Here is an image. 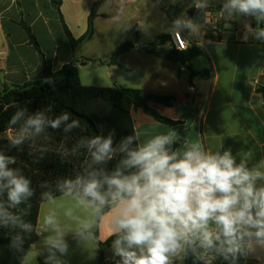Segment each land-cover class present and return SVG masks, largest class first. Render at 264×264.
Masks as SVG:
<instances>
[{
    "label": "crops",
    "instance_id": "obj_1",
    "mask_svg": "<svg viewBox=\"0 0 264 264\" xmlns=\"http://www.w3.org/2000/svg\"><path fill=\"white\" fill-rule=\"evenodd\" d=\"M97 2L62 0L60 11L74 39L78 40L87 33L88 19ZM196 2L105 0L99 5L92 38L75 50L50 0H0V93L4 87L21 86L39 80L43 71L42 56L55 71L78 61L81 82L89 86L83 82L81 70L89 63L97 62L82 64L83 60L105 61L118 46L127 41L141 44L138 39L151 29L149 26L154 20L163 23L166 18L173 26L177 19L188 20L196 29L201 30L199 40L193 43L205 51L206 57L201 58H205L208 68H212V76L200 79L208 80L204 81L205 90L202 92L194 81L192 86L189 84L186 66L151 56L155 58L152 61L153 71L144 74L142 86L136 89L144 93L175 96L173 107L155 103H151V106L179 124H162L141 109H133L135 130L154 135L166 132L169 127L175 128L179 133L177 141H183L181 145L199 140L207 150L222 152L231 149L237 162L244 159L249 166L256 165L264 160V94L258 92L260 87L264 88V41L254 38L255 20L241 15H229L223 9L225 0H200L205 4L200 11L195 10ZM209 17L215 18V25L209 26ZM100 23L105 24L104 29L98 27ZM24 25L35 35L42 55L31 43ZM103 30L106 39L115 35L116 31H123L131 37L135 35L136 39L120 41L115 45L100 43L98 52L109 53V56L105 60L88 58L83 50L95 38L101 37ZM176 31L181 32L185 40L192 33L189 29L175 27ZM173 33H170L171 37ZM142 54L150 56L133 48L119 58L118 65L98 64L114 70L116 83L120 87L133 89L135 86H131L121 72L125 70L128 75H133L137 66L132 60L144 59ZM187 65L191 66V63ZM122 82L130 87L121 86ZM147 138L141 135V141ZM117 210L114 207L101 217L98 229V240L101 243H106L111 237L110 219ZM50 213L55 214L69 247L66 254L56 252L55 258L47 260L52 253L45 241L52 233L43 220ZM95 214L93 207L81 203L73 193L43 203L38 220L39 240L29 249L24 264H27L31 252L49 264H100L99 246L93 234ZM84 223L90 227L84 229ZM242 246L244 254L236 264H264V246L247 238ZM119 259L113 256L110 246L104 249L102 264H116ZM173 264H185V254L174 257ZM212 264H229V261L217 257Z\"/></svg>",
    "mask_w": 264,
    "mask_h": 264
},
{
    "label": "clouds",
    "instance_id": "obj_2",
    "mask_svg": "<svg viewBox=\"0 0 264 264\" xmlns=\"http://www.w3.org/2000/svg\"><path fill=\"white\" fill-rule=\"evenodd\" d=\"M195 7L205 4L197 0ZM223 9L229 15L253 18L254 38L264 41V0H225ZM174 26L197 31L188 20L177 19ZM46 83H53L52 78L41 81ZM70 116L68 111L53 115L51 108L28 114L17 107L9 125L23 123L9 143L19 147L29 133L38 136L48 128L65 133L80 128V120ZM142 134L148 138L141 141ZM114 135L81 137L77 149L86 148L91 170L58 181L57 189L76 193L97 213L105 207L118 209L110 219V247L113 256L120 257L116 264H173L174 257L189 251L203 264H212L217 257L236 264L244 254L245 238L264 246V160L249 166L244 159L237 162L231 149L210 151L199 140L174 148L179 133L171 127L154 135L134 130L118 144ZM116 156L119 160L111 172L92 168ZM15 164L14 156L0 151V193L7 195V206L0 201V225L31 231V224L9 210L34 195L32 181L10 167ZM42 198L52 199L50 193ZM44 223L52 233L45 241L52 253L46 259L55 258L56 252L66 254L69 245L55 214L46 215ZM89 227L83 224L84 229ZM20 243L19 236L13 238L12 246Z\"/></svg>",
    "mask_w": 264,
    "mask_h": 264
},
{
    "label": "trees",
    "instance_id": "obj_3",
    "mask_svg": "<svg viewBox=\"0 0 264 264\" xmlns=\"http://www.w3.org/2000/svg\"><path fill=\"white\" fill-rule=\"evenodd\" d=\"M50 1L57 9L64 32L75 50L92 38L99 5L105 0H98L93 6L88 19L87 33L78 40L73 38L65 24L60 11L62 0ZM203 23L204 20L201 24ZM24 27L31 43L41 53L35 35L27 25ZM133 48L158 59L186 66L191 86L195 79H207L212 76L211 67L196 71L187 65L198 58L206 57L205 51L193 42L189 44L187 50L178 51L174 47L170 34L159 35L147 44L135 45L133 41H127L118 46L109 59L105 61L85 59L82 64L97 62L102 65H118L119 58ZM42 63L43 71L39 80L21 86L4 87L0 93V151L15 157L16 164L10 165V167L19 168L21 173L32 181L34 189V195L27 201L9 209L25 223L31 224L32 230L24 231L19 227L0 225V264H24L29 249L39 240L38 220L41 205L64 195L57 189V182L64 178L82 175L86 169L91 170L89 168L91 159L86 148L77 149V143L81 137L101 133L106 135L109 132H114V144H118L123 136L131 135L135 130L133 109H141L146 115L162 124L170 126L179 124V122L163 116L151 106V103H155L173 107L176 102L175 96L144 93L139 89L122 87L85 86L81 82L78 61L66 64L56 71L47 64L44 56H42ZM47 77H51L53 83L41 84V81ZM258 92L264 94V88L260 87ZM17 107L26 108L28 114L48 108H51L53 115L68 111L71 115L70 120L79 119L81 126L68 133H65L62 128L57 130L48 128L38 136H32L29 133V138L22 145L13 147L9 143V133L18 131L23 123L21 121L15 126L9 125V120ZM182 143V140L177 141L174 148L179 147ZM118 160L119 156H116L109 163L92 165V168L103 167L111 172ZM43 193H50L52 199L42 198ZM73 194L78 197L76 193ZM0 201L7 206L6 192L0 193ZM111 209L105 207L101 212L95 214L93 234L99 246L100 264L103 262L104 249L111 246V238L106 243H101L98 240L99 223L101 217ZM16 236L20 237L21 243L14 247L12 240ZM39 263L49 264L41 259ZM185 264H203V261L189 251L185 255Z\"/></svg>",
    "mask_w": 264,
    "mask_h": 264
},
{
    "label": "rangeland",
    "instance_id": "obj_4",
    "mask_svg": "<svg viewBox=\"0 0 264 264\" xmlns=\"http://www.w3.org/2000/svg\"><path fill=\"white\" fill-rule=\"evenodd\" d=\"M155 13H157V12H155ZM211 16H212V14H211ZM163 21L164 22L161 23L159 21L154 20V22H152L149 26V28H151V29L146 31L143 34V36L140 39H138L139 42L142 44L151 43L159 35L173 33L175 30V27L173 26V24L169 20H167L166 18H164ZM214 21H215V18L212 19L209 17V20H208L209 26L215 25ZM98 27L100 29H102V28L104 29L105 24L100 23V24H98ZM116 30H117V28H116ZM150 30H152V32H150ZM200 32H201V30L199 28H197V31H195V32L192 31V33L190 35L186 36V40L190 43L196 42L197 40H199V37L201 35ZM119 34H121V35H119ZM120 36H122V37H120ZM104 37H105V32L103 30V31H101V37L95 38V40L83 50V52H85V54H87L88 58H94L97 60H105V58H107L109 56V53H99L98 52V47H99L100 43H105V44L108 43V45H115L120 41L123 42L124 40H132V39L135 40L136 39L135 35H132V37H131V36L125 34L123 31L120 33H119V31H116L115 35H112L108 39H106ZM187 45H188V43H187ZM143 57H145V58L144 59L138 58L136 60H132V62H134L137 66V70L135 71V73L133 75H128L125 70H123L121 72L122 76L124 78H126V80H128L129 84H131V86H135V88H133V89H136V88L142 86L141 81H142L144 74L147 75L148 72L153 71L152 61L155 58H153L151 56H144V55H143ZM148 59H150V60H148ZM191 67L193 68V70L200 71V70L208 68V63H207L205 58H198V59L191 62ZM143 68H144V71H143ZM159 71H162L161 68H159ZM186 71H187V73H189L188 70H186ZM81 73H82L83 82L85 84H88L89 86L111 87V88L112 87H120L119 83H116L117 77H115V75H114V70H110V68L108 66L103 67V66H100L98 63H89L86 68L81 70ZM204 81H208V80H200V79L194 80V82L197 84V87L202 92H203V90H205V82ZM121 84H123L121 86L130 87V85H128L124 82H122ZM207 85H208V82L206 83V86ZM14 133H15V131H11L9 133V136L13 135ZM42 220H43V218H42ZM39 260H40V257L36 256L35 252H31V254H29V256L27 258V264H40Z\"/></svg>",
    "mask_w": 264,
    "mask_h": 264
},
{
    "label": "built area",
    "instance_id": "obj_5",
    "mask_svg": "<svg viewBox=\"0 0 264 264\" xmlns=\"http://www.w3.org/2000/svg\"><path fill=\"white\" fill-rule=\"evenodd\" d=\"M195 10L200 11L201 9H197L195 7ZM172 41L176 50L185 51L188 49L187 42L181 32L179 31L174 32L172 35Z\"/></svg>",
    "mask_w": 264,
    "mask_h": 264
}]
</instances>
